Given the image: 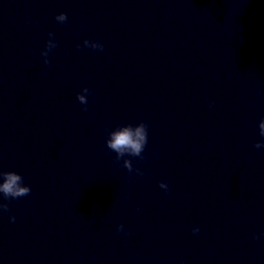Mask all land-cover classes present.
<instances>
[{"label": "water", "instance_id": "1", "mask_svg": "<svg viewBox=\"0 0 264 264\" xmlns=\"http://www.w3.org/2000/svg\"><path fill=\"white\" fill-rule=\"evenodd\" d=\"M257 89L264 0H0V170L30 187L0 200V264H264ZM139 121L130 172L105 128Z\"/></svg>", "mask_w": 264, "mask_h": 264}, {"label": "clouds", "instance_id": "2", "mask_svg": "<svg viewBox=\"0 0 264 264\" xmlns=\"http://www.w3.org/2000/svg\"><path fill=\"white\" fill-rule=\"evenodd\" d=\"M56 22L63 24L66 22V14L59 12L54 15ZM48 39L44 41V46L40 50V56L44 65L49 64V53L57 47V41L53 38L54 33L51 31L47 33ZM84 47L103 50V43L97 39H84L82 41ZM77 49L81 47L80 43L75 45ZM90 94L88 87H83L76 93V100L83 106L82 110L87 111V97ZM257 95H264V91L257 89ZM209 107H212V103L209 102ZM258 134L261 138H264V116L260 117L257 121ZM105 146L113 152L114 159L116 161L122 160V166L128 171H133L132 162L128 157H137L143 160L142 155L145 145L148 139V128L144 121L136 123H123L116 124L112 127L105 128ZM253 147L264 148V139L254 141ZM123 158V159H122ZM138 175H143V171L140 168L134 169ZM161 189L167 193L168 185L164 181L158 182ZM30 192V187L24 183V178L21 174L12 170H0V200L6 201L8 198L16 199L17 197L25 196ZM8 205L0 202V211L7 210ZM9 221H14L15 217L9 215ZM123 229L122 224L116 225V231L120 232ZM193 233L200 231L199 227H193L191 229ZM261 237H264V231L260 233ZM253 239H256V234L253 233ZM177 264H184L183 259L179 260Z\"/></svg>", "mask_w": 264, "mask_h": 264}]
</instances>
